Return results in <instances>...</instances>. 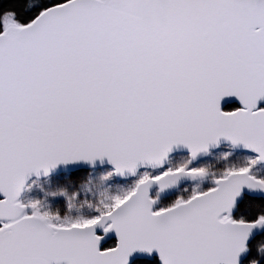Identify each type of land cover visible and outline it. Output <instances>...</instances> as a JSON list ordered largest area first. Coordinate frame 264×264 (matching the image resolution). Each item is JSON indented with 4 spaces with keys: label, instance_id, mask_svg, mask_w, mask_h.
Wrapping results in <instances>:
<instances>
[{
    "label": "snow or ice",
    "instance_id": "1",
    "mask_svg": "<svg viewBox=\"0 0 264 264\" xmlns=\"http://www.w3.org/2000/svg\"><path fill=\"white\" fill-rule=\"evenodd\" d=\"M11 16L0 31V264H128L137 249L163 264H238L264 216L221 213L242 184L264 187L250 167L159 209L151 184L205 170L145 174L100 215L69 223L17 197L30 173L60 161L107 156L134 172L179 143L195 156L225 137L259 154L250 165L264 160V0H57L28 24ZM232 95L243 107L222 110ZM106 221L118 243L100 250L94 227Z\"/></svg>",
    "mask_w": 264,
    "mask_h": 264
},
{
    "label": "rangeland",
    "instance_id": "2",
    "mask_svg": "<svg viewBox=\"0 0 264 264\" xmlns=\"http://www.w3.org/2000/svg\"><path fill=\"white\" fill-rule=\"evenodd\" d=\"M9 13L12 14L11 12ZM5 15L3 16V18L5 17ZM11 18L16 21L13 14ZM256 158V155H249L238 152L233 145H224L217 150L211 151L210 156L205 159V162L210 163V170L208 169V167H204V165L190 163L188 153H179L173 155L170 158L165 168H145L130 180L119 179L115 175L114 169H112L111 167L90 169L87 172L88 177L86 180L82 179V182H76L74 184L66 182L64 180V177H62L63 175L51 179V175L44 178H34L30 181L32 189L29 194L31 195L32 202H38V207L40 209H42L43 207L44 210L42 211L48 212L54 218L68 216L71 214V210L74 209L78 216H82V218L72 219V221H76L81 219H89L100 215L101 211L104 210V205L110 204L112 202V197L117 195H123L125 192L129 191L135 186L136 181L145 174L149 176H156L166 169L174 170L180 167L203 168L205 170L204 175L190 176L181 174L176 177H170L169 179L174 180L175 183L169 184L164 188L160 187V183L151 184L148 189V195L149 198L155 202L152 206L153 209H159L171 206L178 199H188L193 195V189H196L197 187H200V189L197 191H205L213 187L215 185L216 179L224 175L228 169L250 167V174L255 173L256 175H259L264 178L263 165H261L263 168L259 166L258 161H256L255 164L250 165V161ZM90 177L94 178L96 181V183L93 185L92 193L98 195H89L87 197L77 198L78 193L83 190L82 185ZM103 178H106V183ZM47 179L48 181H46ZM51 185L54 186L49 187ZM62 187L66 189L65 193H63L62 191ZM43 193L44 195L53 194L55 196H50V199L46 200L45 198H47V196H44ZM70 197H72L73 199L70 200ZM109 197L111 202H106ZM100 208L102 210L97 212V210ZM235 208L236 206L234 203L230 211L226 210L221 213V217L228 215L231 217V219L235 220L233 216ZM31 211L32 209L30 207L26 208L27 213L30 214ZM73 215H75V213H73ZM61 264L66 263L61 262ZM252 264H258V262H254Z\"/></svg>",
    "mask_w": 264,
    "mask_h": 264
},
{
    "label": "water",
    "instance_id": "3",
    "mask_svg": "<svg viewBox=\"0 0 264 264\" xmlns=\"http://www.w3.org/2000/svg\"><path fill=\"white\" fill-rule=\"evenodd\" d=\"M39 14H38V16H39ZM233 103H236L240 107H243V105L241 104L239 98L236 97L235 95H232V96H228V97L222 98V101H221L222 110H224V111H233V110H225V106L226 105L233 104ZM257 107L258 108H264V98H261L258 101ZM224 145H233L239 151L245 152V153H248V154H255L257 157L259 155L253 149L247 148L242 142L233 143L231 140H229V139H227L225 137H220L217 142L210 143L206 149H203V150L199 151L195 156H192L190 149L186 145H184L182 143L175 144L167 152V154L163 158L161 164H158V165H153L151 163L138 164L137 168H136V170L134 172H130L128 170H125L124 172L121 173V172L116 171L115 165L110 162V160L108 159L107 156L96 157L94 160L78 159V160L60 161L54 167H50L47 172H45L44 169L41 168L38 173L37 172L30 173L26 177L25 183H24V185L22 187V190H21L19 196L17 197V199L20 201V199H21V197H22V195H23V193H24V191L26 189V186L34 178H44V177H47V176H50V175H55V174H60V173H65V172H72V171H76V170H79V169H99V168H103V167H111L112 169H114L115 175L119 179H121V180H130V179L134 178L141 170H143L145 168H157V169L164 168L168 164L169 159H170V157L172 155L179 154V153H188L190 155L191 161L193 163H197L200 160L206 158L209 155L210 151L217 150V149L221 148ZM257 161L260 164L264 163V160H257ZM248 175L253 177L249 173H248ZM245 194H254V195H258V196H261V197L264 198V187H259V186H257V187H249L247 183L242 184L241 185V191H240L239 195H237L235 197V202H237ZM0 198H3V194L2 193H0ZM107 223H110V221H106L104 226H101V225L97 224L94 227V233L97 236L101 237V239L99 240V244H98L100 250L106 249V248H104V245H105V243L107 241H109L111 239H115L116 240V244L118 243V236H117V234L115 232V229H109L107 232H105L104 228L106 227ZM263 229H264L263 224H260V225H257L255 227H253L248 232L246 240H245V248H244V250H242L238 254V264H243V261H244L246 255H247L248 243L259 232H261ZM116 244H115V246H116ZM155 257H157L159 259L160 263L163 264V261H162L160 255H159V251L157 249H153L151 252H148L147 250L137 249L129 256L128 264H132L137 259L151 260V259H153ZM53 264H55V262H53ZM221 264H223V261L221 262Z\"/></svg>",
    "mask_w": 264,
    "mask_h": 264
},
{
    "label": "trees",
    "instance_id": "4",
    "mask_svg": "<svg viewBox=\"0 0 264 264\" xmlns=\"http://www.w3.org/2000/svg\"><path fill=\"white\" fill-rule=\"evenodd\" d=\"M26 3H27V0H0V31L3 30L2 19L5 14L11 12L14 15V18L17 22H19L22 25L28 24L32 20H34L42 10H45L53 6L55 3H57V0H38V3H36L35 6L31 8H26L25 7ZM237 107H238V104L236 103L228 104L225 106V110H234ZM238 152L244 153L241 151H238ZM245 154H248V153H245ZM249 155H253V154H249ZM205 159L199 161L197 164L204 165V167H208V169L210 170L211 169V166H209L210 163L205 162ZM258 165L264 166V164H258ZM89 170L90 169H79V170L72 171V172L60 173V174H56L53 176L51 175L50 179L63 175L62 177H64V180L66 182L74 184L76 182H82V179L86 180L88 177L87 172ZM252 175L256 179L264 180V178H262L259 175H256L255 173H253ZM48 179L46 181H48ZM53 186L54 185H51L49 187H53ZM31 189H32L31 182H29L28 185L26 186L24 194L21 197V200H20L21 203L28 205L29 202H32L31 195L29 194L31 192ZM65 190L66 189L63 188L62 190L63 193H65ZM54 192H58V191H54ZM44 196H47V198H45ZM44 196L43 197L46 200L47 199L49 200L50 196H55V195L47 194ZM42 210H44L43 207L42 209H40V211L43 212ZM101 210L102 209L100 208L97 210V212ZM233 216L236 221L243 220L245 222H253L257 220L259 217L264 216V198L258 195H254V194H245L237 203ZM115 244H116V240L111 239L105 243L104 248L113 247L115 246ZM258 248H264V230L258 233L248 243L247 255L243 261V264H252L254 262H258V264H264V252L259 251ZM132 264H161V263L159 259L155 257L151 260L137 259Z\"/></svg>",
    "mask_w": 264,
    "mask_h": 264
},
{
    "label": "clouds",
    "instance_id": "5",
    "mask_svg": "<svg viewBox=\"0 0 264 264\" xmlns=\"http://www.w3.org/2000/svg\"><path fill=\"white\" fill-rule=\"evenodd\" d=\"M36 3H38V0H27V3L25 5V7L26 8H31V7L35 6ZM103 179H104V181L106 183L107 182L106 178H103ZM95 183H96L95 179L91 178V177L87 181H85L84 184L82 185V189L83 190L78 193L77 198L87 197L89 195H98V194L92 193V188H93V185ZM199 189H200V187H197L196 189H193V190L197 191ZM121 194H123V193H121ZM72 199L73 198L70 197V200H72ZM106 202H111L110 201V197L107 199ZM73 213H75V215H73ZM73 218H82V216H78L76 211L73 209V210H71V214L70 215L59 217L54 222H56V223H69V222L72 221ZM258 250L261 251V252H264V248H258Z\"/></svg>",
    "mask_w": 264,
    "mask_h": 264
}]
</instances>
